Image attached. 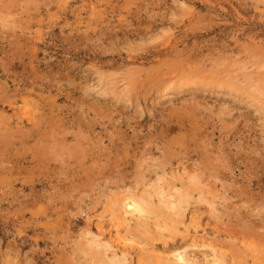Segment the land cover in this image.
<instances>
[{
	"label": "rangeland",
	"instance_id": "rangeland-1",
	"mask_svg": "<svg viewBox=\"0 0 264 264\" xmlns=\"http://www.w3.org/2000/svg\"><path fill=\"white\" fill-rule=\"evenodd\" d=\"M90 235L264 264V0H0V264H90Z\"/></svg>",
	"mask_w": 264,
	"mask_h": 264
},
{
	"label": "bare ground",
	"instance_id": "bare-ground-1",
	"mask_svg": "<svg viewBox=\"0 0 264 264\" xmlns=\"http://www.w3.org/2000/svg\"><path fill=\"white\" fill-rule=\"evenodd\" d=\"M170 74V73H169ZM153 81V80H152ZM106 89V88H105ZM103 92V91H102ZM106 92V91H105ZM107 93V92H106ZM18 113H19V111H18ZM24 114V113H23ZM25 115V114H24ZM18 122V121H17ZM5 139V138H4ZM7 139V138H6ZM9 143V142H8ZM4 144V143H3ZM182 169H184L185 170V168H182ZM182 172H184L183 170H182ZM196 177V176H195ZM185 178V177H184ZM195 180V179H194ZM190 182H192V181H190ZM182 184V183H181ZM191 184H193V182L191 183ZM182 186H183V184H182ZM181 186V187H182ZM189 186V185H188ZM178 187V186H177ZM180 187V188H181ZM174 188V187H173ZM187 188V187H186ZM182 189H183V187H182ZM181 189V190H182ZM176 190V189H175ZM187 190V189H186ZM201 190V189H200ZM172 192H174V191H172ZM188 192V191H187ZM201 192V191H200ZM167 193V192H166ZM178 194H182V193H179V192H177ZM189 193V192H188ZM194 193V192H193ZM158 194V193H157ZM172 194V193H171ZM178 194H174L175 195V199L177 198L176 196L178 195ZM146 195V194H145ZM154 195H156V194H154ZM164 196L166 195V194H163ZM170 195V194H169ZM193 195V194H192ZM202 195V194H201ZM129 196V195H128ZM135 196V195H134ZM151 196V195H150ZM157 196H159V194L158 195H156L155 197H157ZM186 196V195H185ZM189 196V195H188ZM184 197L183 196V198H181L180 197V199L175 203L176 205L174 206L175 208H182V204L183 205H185L186 204V206H187V201H188V199H189V197ZM203 196V195H202ZM205 196V195H204ZM144 197V196H143ZM146 197V196H145ZM170 197V196H169ZM171 197H172V195H171ZM190 197H191V195H190ZM193 197V196H192ZM191 197V198H192ZM201 197V196H200ZM206 197V196H205ZM133 198V197H132ZM130 198L129 200H128V198L127 199H125L124 200V203L122 204V206H121V209H118V210H123L124 211V214L125 215H123L122 214V216H129V217H131V219L133 218V219H137L138 221V223H139V221H141V220H143V219H146L148 216H150L151 214H156V209H154L152 206H151V204L148 202V201H144V199L142 200V199H140V200H137V199H135V198ZM147 198V197H146ZM150 197L148 196V198H147V200L149 199ZM160 198H162V197H160ZM174 198V197H173ZM179 198V197H178ZM190 198V199H191ZM199 198V197H198ZM139 199V198H138ZM154 199V198H153ZM152 198L150 199L151 200V203H153V200ZM158 199V198H157ZM189 199V200H190ZM159 200V199H158ZM163 200H164V198H163ZM167 199H165V201H166ZM172 200V199H171ZM200 200V199H199ZM203 200V199H202ZM125 201H127V202H125ZM129 201V202H128ZM154 201H155V199H154ZM191 201V200H190ZM193 201V200H192ZM197 201V200H196ZM196 201H195V203H196ZM201 201V200H200ZM120 202V201H119ZM163 202V201H162ZM171 202V201H170ZM173 202H174V199H173ZM202 202V201H201ZM201 202H199L200 204H203V203H201ZM165 203V202H164ZM210 203V202H209ZM163 204V203H162ZM161 204V205H162ZM166 204H167V202H166ZM193 204V203H192ZM197 204H198V201H197ZM197 204H194V205H196L197 207H198V205ZM113 205V204H112ZM115 205V204H114ZM157 205V204H156ZM160 205V204H159ZM164 205V204H163ZM163 205L161 206V207H163ZM167 205H169V204H167ZM166 206V205H165ZM192 206V205H191ZM195 206V207H196ZM167 207V206H166ZM166 207H164V208H166ZM188 207V206H187ZM197 207H196V209H197ZM126 208H128V211H126L125 209ZM169 208V207H168ZM167 208V209H168ZM113 209H115V208H113ZM167 209H165V210H167ZM188 209V208H187ZM213 209V208H212ZM162 210V209H161ZM122 211V212H123ZM164 211V210H163ZM162 211V212H163ZM168 211V210H167ZM172 210H170V212H171ZM177 211V210H176ZM216 211V210H215ZM110 212V211H109ZM108 212V213H109ZM166 212V211H165ZM174 212H175V210H174ZM185 212V211H184ZM189 212H190V210H189ZM212 212V211H211ZM164 213V212H163ZM172 213V212H171ZM214 213H216V212H214ZM213 213V214H214ZM111 214V213H110ZM165 215V214H164ZM166 215H167V213H166ZM170 215V213L167 215V216H169ZM176 216H178L177 214H175ZM179 215H181V214H179ZM112 216H113V214H112ZM121 216V218H120V215H119V219H122V221L124 222V223H126L127 222V218L126 217H122ZM183 216V215H182ZM110 217V216H109ZM164 217V216H163ZM169 217H171V216H169ZM172 217H173V215H172ZM175 217V216H174ZM173 217V220L175 219ZM167 218V217H166ZM166 218H165V220H166ZM199 218H200V216H199ZM161 219V218H160ZM169 219V218H168ZM167 219V220H168ZM172 219V218H171ZM196 219V218H195ZM151 220V219H150ZM153 220H154V218H153ZM152 220V221H153ZM182 220V219H181ZM145 221V220H144ZM164 221V220H163ZM192 221V220H191ZM200 221H201V218H200ZM170 223H171V221H169ZM198 222V221H197ZM107 223V222H106ZM136 223V222H135ZM201 223H202V221H201ZM108 224V223H107ZM110 224V223H109ZM140 224V223H139ZM151 224V223H150ZM161 224V223H160ZM175 224V223H174ZM176 225V224H175ZM196 225V224H195ZM133 226V225H132ZM169 226V225H168ZM171 226V225H170ZM174 226V225H173ZM182 226V225H181ZM123 227V226H122ZM131 227V226H130ZM137 227H138V225H137ZM153 227V226H152ZM157 227H159L158 225H157ZM179 227V226H178ZM135 228V227H134ZM151 228V227H150ZM156 228V227H155ZM198 228V227H197ZM159 229V228H158ZM174 229V228H173ZM185 229V228H184ZM139 230H140V228H139ZM142 230V229H141ZM149 230V229H148ZM176 230V229H175ZM182 230V229H181ZM186 230V229H185ZM185 230H184V232H185ZM83 231V230H82ZM119 231V230H118ZM153 231V230H152ZM159 231H160V229H159ZM156 232V233H160V232ZM174 231V230H173ZM188 231V230H187ZM98 232V231H97ZM96 232V233H97ZM101 232V231H100ZM105 232H106V230H105ZM114 232V231H113ZM134 232V231H133ZM141 232V231H140ZM179 232H180V230H179ZM196 232V231H195ZM128 233V232H127ZM136 233V232H135ZM168 233V232H167ZM174 233V232H173ZM177 233H178V230H177ZM180 233H182V232H180ZM187 232H185V234H186ZM83 234V233H82ZM86 234V233H85ZM84 234V235H85ZM89 234H91V233H89ZM108 234V233H107ZM124 234H126V233H124ZM131 234V233H130ZM148 234V233H147ZM150 234H152V233H150ZM185 234H183V235H185ZM88 235V234H87ZM96 235V234H95ZM94 235V236H95ZM101 235V234H100ZM104 235V234H103ZM123 234H121L120 236H122ZM127 235V234H126ZM146 235V234H145ZM153 235H155V233L153 234ZM168 235V234H167ZM166 235V236H167ZM169 235H171V233L169 234ZM202 235V234H201ZM98 236V235H97ZM142 236V235H141ZM188 236H190V235H188ZM192 236V235H191ZM83 237V236H82ZM90 237H91V240L88 242L87 241V239H85L86 241H87V251H86V255H88L89 256V258H90V264L92 263V264H125V260L126 259H124L125 257H122V259L120 258V259H117V255H112V257L111 258H109L108 256H106V254H105V252H107L109 249H110V247L107 245V244H101L100 242L102 241H98L99 239L98 238H95V237H93V236H91L90 235ZM99 237V236H98ZM106 237V236H105ZM117 237V236H116ZM119 237V236H118ZM129 237H131V236H129ZM143 237V236H142ZM141 237V238H142ZM146 237V236H145ZM176 237V236H175ZM187 237V236H186ZM185 237V238H186ZM194 237V236H193ZM202 237V236H201ZM258 237V236H257ZM127 238H128V236H127ZM150 238V237H149ZM154 238V237H153ZM203 238H204V236H203ZM101 239V238H100ZM116 239V238H115ZM118 239V238H117ZM157 239V238H156ZM175 239V238H174ZM181 239H183V238H181ZM187 239V238H186ZM197 239V238H196ZM84 239H82V241H83ZM124 240V239H123ZM130 240V239H129ZM143 240V239H142ZM154 240V239H153ZM85 241V242H86ZM115 241V240H114ZM139 241H141V239L139 240ZM138 241V242H139ZM143 241H145V240H143ZM168 241V240H167ZM194 241V240H193ZM196 241V240H195ZM199 241V240H198ZM106 242V241H105ZM113 242V241H112ZM142 242V241H141ZM181 242V241H180ZM186 242V241H185ZM203 242V241H202ZM103 243V242H102ZM174 243V242H173ZM187 243H189V242H187ZM186 243V244H187ZM200 243V242H199ZM83 244V243H82ZM120 244V243H119ZM137 244V243H136ZM139 244L140 243H138V246H139ZM155 244V243H154ZM160 244H163V243H160ZM171 244V243H170ZM198 244V243H197ZM196 244V245H197ZM202 244V243H201ZM110 245H111V243H110ZM118 245V244H117ZM159 245V244H158ZM199 245V244H198ZM204 245V244H203ZM202 245V246H203ZM207 245H209V243L207 244ZM212 245V244H211ZM128 246V245H127ZM134 246V245H133ZM135 246H137V245H135ZM162 246V245H161ZM160 246V247H161ZM195 246V245H194ZM193 246V247H194ZM206 246V245H205ZM204 246V247H205ZM255 246V245H254ZM257 246V245H256ZM85 247V246H84ZM143 248H144V246H142ZM159 247V246H158ZM171 247H172V244H171ZM176 247V246H175ZM181 247V246H180ZM182 247H185V246H182ZM188 247V246H187ZM244 247H245V245H244ZM79 248V247H78ZM139 248V247H138ZM173 249H174V247H172ZM201 248V247H200ZM199 248V249H200ZM208 248H209V246H208ZM238 248V247H237ZM242 248V247H241ZM246 248V247H245ZM260 248H261V246H260ZM264 248V247H263ZM80 249V248H79ZM171 249V248H170ZM173 249H172V252H173ZM212 249V248H211ZM213 249H216V247L214 248V246H213ZM256 249H257V247H256ZM84 250H86L85 248H84ZM84 250H82V251H84ZM154 250V249H153ZM181 250V249H180ZM245 251H246V249H244ZM249 250V249H248ZM258 250V249H257ZM263 250V249H262ZM112 251V250H111ZM138 251H139V249H138ZM143 251V250H142ZM146 251V250H145ZM142 252V253H147V252ZM166 251V250H165ZM168 251V250H167ZM201 251V250H200ZM250 251V250H249ZM85 252V251H84ZM171 252V253H172ZM215 252V251H214ZM223 252V251H222ZM119 253V252H118ZM163 253H164V251H163ZM167 253V252H166ZM174 253V252H173ZM179 253V252H178ZM185 253V252H184ZM190 253V252H189ZM211 253V252H210ZM79 254H81V253H79ZM84 254V253H83ZM109 254V253H108ZM113 254V253H112ZM123 254V253H122ZM193 254H196V252H194ZM192 254V255H193ZM221 254H224V252L223 253H221ZM235 254V253H234ZM249 254V253H248ZM86 255H84V257L86 256ZM110 255V254H109ZM124 255H125V253H124ZM132 255V254H131ZM148 255V254H147ZM191 255V254H190ZM205 255V257H207V256H209L210 257V255H207L206 253L204 254ZM250 255V254H249ZM144 256V255H143ZM195 256V255H194ZM201 256H203V255H201ZM218 256V255H217ZM232 256V255H231ZM230 256V257H231ZM248 256V255H247ZM246 255H245V257H247ZM263 256H264V254H263ZM170 257V256H169ZM173 257V256H172ZM212 257V256H211ZM219 257H220V255H219ZM239 257V256H238ZM237 257V258H238ZM251 257V256H250ZM109 258V259H108ZM145 258H146V256H145ZM151 258V257H150ZM160 258V257H159ZM162 258H164V257H162ZM165 258H166V256H165ZM174 258H176V263L177 264H180V263H182V264H195V263H193L192 262V259H191V262L190 261H187V258H185V256H183L182 254H177V255H175L174 256ZM173 258V259H174ZM195 258V257H194ZM248 258V257H247ZM260 258V257H259ZM147 259V258H146ZM145 259V260H146ZM148 259H149V257H148ZM197 259V258H196ZM200 259V261H201V258H199ZM209 259V258H208ZM220 259V258H219ZM223 259H226V258H223ZM249 259V258H248ZM144 260V259H143ZM159 260V259H158ZM203 260V259H202ZM205 260V259H204ZM211 260V259H210ZM218 260V259H217ZM231 260V259H230ZM233 260V259H232ZM236 260V259H235ZM244 260V259H243ZM246 260V259H245ZM130 261V260H129ZM150 261V260H149ZM164 261V260H163ZM225 261H227V260H225ZM242 261V260H241ZM251 261V260H250ZM261 261V260H260ZM130 262H132V261H130ZM134 262V261H133ZM148 262V261H147ZM151 262V261H150ZM172 262V261H171ZM223 262V261H222ZM243 262V261H242ZM88 263H89V261H88ZM163 263V262H162ZM218 262L216 261V260H212V261H201V262H197L196 264H217ZM231 263V262H230ZM244 263H246V262H244ZM127 264V263H126ZM133 264H135V262L133 263ZM148 264H150L149 262H148ZM152 264V263H151ZM172 264H174V263H172ZM227 264V263H226Z\"/></svg>",
	"mask_w": 264,
	"mask_h": 264
}]
</instances>
